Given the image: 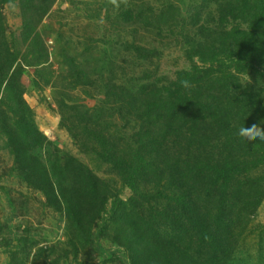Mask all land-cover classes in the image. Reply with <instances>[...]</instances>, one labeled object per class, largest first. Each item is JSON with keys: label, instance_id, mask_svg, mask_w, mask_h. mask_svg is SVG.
Returning <instances> with one entry per match:
<instances>
[{"label": "clouds", "instance_id": "1", "mask_svg": "<svg viewBox=\"0 0 264 264\" xmlns=\"http://www.w3.org/2000/svg\"><path fill=\"white\" fill-rule=\"evenodd\" d=\"M109 3L114 8L119 9L121 4L127 3V0H109ZM180 84L186 89L191 87L188 80H180ZM236 135L246 141H264V127H261L259 124H252L245 127L243 123L237 128Z\"/></svg>", "mask_w": 264, "mask_h": 264}]
</instances>
